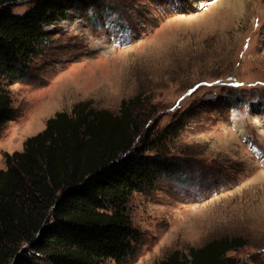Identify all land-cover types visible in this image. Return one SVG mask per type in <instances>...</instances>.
Segmentation results:
<instances>
[{
  "label": "rangeland",
  "instance_id": "1",
  "mask_svg": "<svg viewBox=\"0 0 264 264\" xmlns=\"http://www.w3.org/2000/svg\"><path fill=\"white\" fill-rule=\"evenodd\" d=\"M173 2L90 0L46 26L48 44L7 88L15 118L0 129V169L4 153L77 102L117 113L138 97L131 112L151 135L184 129L162 148L171 171L130 200L142 241L125 264L222 237L246 242L228 254L238 264H264V0H227L229 11L219 0L187 11Z\"/></svg>",
  "mask_w": 264,
  "mask_h": 264
},
{
  "label": "trees",
  "instance_id": "2",
  "mask_svg": "<svg viewBox=\"0 0 264 264\" xmlns=\"http://www.w3.org/2000/svg\"><path fill=\"white\" fill-rule=\"evenodd\" d=\"M16 2L31 6L14 14ZM88 2L0 0V129L15 118L7 88L48 44L45 27ZM138 100L122 101L117 113L77 102L47 119L22 151L3 154L0 264H125L135 255L142 233L128 205L171 171L162 148L184 129L172 124L151 135L131 112ZM244 246L241 237L217 238L154 264H238L228 254Z\"/></svg>",
  "mask_w": 264,
  "mask_h": 264
},
{
  "label": "bare ground",
  "instance_id": "3",
  "mask_svg": "<svg viewBox=\"0 0 264 264\" xmlns=\"http://www.w3.org/2000/svg\"><path fill=\"white\" fill-rule=\"evenodd\" d=\"M219 1H221V4L220 5L222 7L227 8L225 6L226 3H223V2H227V0H219ZM191 4H192V0H190L189 2H187L185 0H175V2H173V6L175 8H179L181 11H187L190 8ZM234 8H239V5H235ZM225 10L229 11L228 8L225 9ZM255 124L260 127V125L258 124V122H255Z\"/></svg>",
  "mask_w": 264,
  "mask_h": 264
},
{
  "label": "crops",
  "instance_id": "4",
  "mask_svg": "<svg viewBox=\"0 0 264 264\" xmlns=\"http://www.w3.org/2000/svg\"><path fill=\"white\" fill-rule=\"evenodd\" d=\"M2 168H3V167H2ZM2 168H1V169H2Z\"/></svg>",
  "mask_w": 264,
  "mask_h": 264
}]
</instances>
